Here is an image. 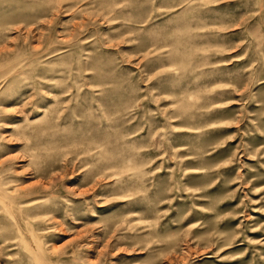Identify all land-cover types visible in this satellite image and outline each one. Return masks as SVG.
Masks as SVG:
<instances>
[{"label": "rangeland", "instance_id": "374dc122", "mask_svg": "<svg viewBox=\"0 0 264 264\" xmlns=\"http://www.w3.org/2000/svg\"><path fill=\"white\" fill-rule=\"evenodd\" d=\"M0 264H264V0H0Z\"/></svg>", "mask_w": 264, "mask_h": 264}]
</instances>
